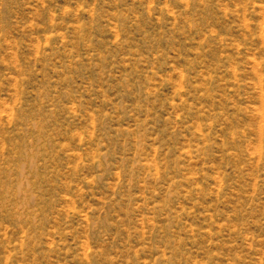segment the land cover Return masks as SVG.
I'll list each match as a JSON object with an SVG mask.
<instances>
[{
  "label": "rangeland",
  "instance_id": "1",
  "mask_svg": "<svg viewBox=\"0 0 264 264\" xmlns=\"http://www.w3.org/2000/svg\"><path fill=\"white\" fill-rule=\"evenodd\" d=\"M0 264H264V0H0Z\"/></svg>",
  "mask_w": 264,
  "mask_h": 264
}]
</instances>
